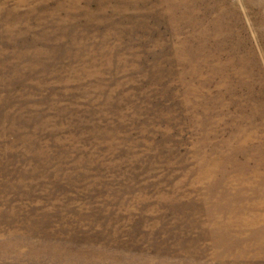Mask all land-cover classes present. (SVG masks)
<instances>
[{"label":"rangeland","instance_id":"rangeland-1","mask_svg":"<svg viewBox=\"0 0 264 264\" xmlns=\"http://www.w3.org/2000/svg\"><path fill=\"white\" fill-rule=\"evenodd\" d=\"M0 264H264V0H0Z\"/></svg>","mask_w":264,"mask_h":264}]
</instances>
